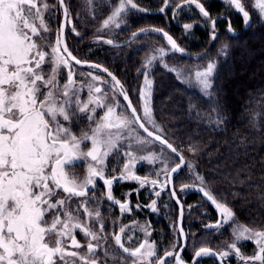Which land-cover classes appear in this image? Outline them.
<instances>
[{
	"label": "snow or ice",
	"instance_id": "6c2138e0",
	"mask_svg": "<svg viewBox=\"0 0 264 264\" xmlns=\"http://www.w3.org/2000/svg\"><path fill=\"white\" fill-rule=\"evenodd\" d=\"M187 2L194 4L203 17H209V12L203 4L197 0ZM67 3L68 0H58L57 5H50L46 0H0V264H69L67 257H79V264H127L129 258H136L132 264H169L171 258H174L175 264H186L178 252L164 251L163 256H159L157 246L149 243L147 239L136 247H126L122 242V235H126L127 226L120 227L119 233L114 235L115 246L122 252L109 245L104 250L103 257L97 255V249L102 247L100 241L107 243L112 237L103 234L105 224L101 221L100 212L88 207L96 200L94 195H87L89 187L95 185L96 178L107 186V201L118 205L121 213L131 212L132 208L128 201L121 202L113 197L114 181L120 179L139 181L141 188L151 184L156 197L168 190L169 195L179 204L171 177L174 174L179 175L186 162L153 118L152 80L149 79L148 65L157 59L155 56L149 58L142 70H138L144 75L147 89L138 92V98L143 101L142 106H133L124 84L108 68L98 63L89 64V68L106 73L111 78V83L102 81L100 75H92L90 71L87 75L91 77V81L107 84L114 94L121 95L127 103L120 104L107 94L97 95L102 90L94 83L87 85V102L79 98L80 89L76 87V73L72 62L82 65L88 61L79 59L73 54L75 49L69 48L63 22L56 31L53 42L52 32L44 15L48 12L51 18L52 9L63 6L65 20L71 24ZM88 3L90 4L91 0H88ZM230 3L242 13L244 21L248 22L249 12L245 10L241 0H230ZM171 6L168 0H165V7H161L159 11L165 12L166 7ZM255 7L264 16V0H256ZM129 8L146 11L138 8L134 0H119V5L103 21V26L106 28L115 22ZM117 27L120 25L117 24ZM183 27L191 29L193 25L185 24ZM70 30L81 37L75 27ZM145 31L147 30L140 29V33ZM154 31L162 33L172 51H185L168 32L163 29ZM136 35L133 34L134 37ZM215 37L214 32L213 39ZM105 42L113 44L111 39ZM159 52L163 58L165 49L160 48ZM164 66L167 67L166 64ZM61 69H67V81L62 86L58 82ZM217 70V63L209 62L203 71L195 72V79L205 92L213 88V74ZM217 105L213 112L217 116L216 127L219 128L225 117L218 101ZM116 106L121 108V114L117 113ZM140 107L142 115L138 114ZM98 108L106 109L99 118L95 115ZM128 109L131 112L123 114ZM84 114H87L90 124L95 123V127H90L91 135L82 133L77 136L72 132V124L78 123ZM146 124L152 125V130H149ZM138 129H142L146 135H141ZM158 132L160 134H157ZM88 140L91 141V148L85 152L81 145L83 141ZM157 143L163 146L159 152L155 150ZM133 146L136 151L148 153L140 157L142 160L160 161L163 164L159 172H153L156 176L163 173V183L157 179L141 178L131 171V161L135 158L131 151ZM125 147L129 151L121 153L120 150ZM164 149L170 150L171 154L179 156L180 159V163L170 170ZM189 151L195 152V149L190 146ZM112 155L127 156L129 163L124 165L118 176L107 178L106 160ZM87 158H91L92 163L89 164L82 181L74 167L66 170V165ZM187 167L201 183L197 190L202 192L223 217L222 221L206 227L222 228L224 222L233 220V210L204 189L202 185L206 178L195 172L194 165L188 164ZM157 186L159 191L156 190ZM190 187L193 186L184 185L180 191H186ZM92 190L95 191L94 188ZM73 198H80L75 208L70 203ZM80 207L84 208L91 223H83L80 220ZM135 207H148L155 212L157 201L152 200L150 205ZM182 215L181 207V217ZM96 222H99V229L95 228ZM139 227L145 236L149 235L146 226ZM73 229H80L83 237L90 238L86 242L87 254L67 251L68 240L73 248H81L80 242L72 232ZM179 234L185 236V239L191 235H186L182 226ZM233 234L236 241L254 238L259 246L258 252L251 257H245L235 242L228 245L227 251L215 254L211 248L200 247L194 252V264H198V258L209 255H219L223 264H227V258L233 254L244 264H255L257 261L264 264V230L252 231L238 226ZM132 239L133 237L128 236V240ZM170 247H180L179 242ZM113 251L115 254L109 259V253Z\"/></svg>",
	"mask_w": 264,
	"mask_h": 264
},
{
	"label": "trees",
	"instance_id": "16d2710c",
	"mask_svg": "<svg viewBox=\"0 0 264 264\" xmlns=\"http://www.w3.org/2000/svg\"><path fill=\"white\" fill-rule=\"evenodd\" d=\"M136 1L141 7L147 6L149 12L128 10L121 15L120 46L90 45L92 27L97 23L86 15L84 22L90 38L74 48V53L108 66L123 78L127 90L139 104L135 74L148 46L138 48L136 44L167 45L162 33L149 32V29L168 32L185 51L178 56L168 55L167 63L159 61L154 67L151 104L155 122L186 159L176 183L200 184L187 167L194 165L195 172L206 178L204 189L219 202L226 203L239 222L264 230V17L258 13L254 0L241 1L249 12L248 22L230 0H197L205 6L209 17H203L199 9L186 0L178 10L175 7L178 1L168 0L172 6L166 7L165 12L159 11L165 7V0ZM115 3L104 4L106 11ZM151 9L156 12L152 13ZM98 19L97 16L95 20ZM185 24L193 27L185 29ZM140 29L147 31L140 34ZM208 61L218 65L213 74V88L208 92L182 79L173 69L191 72ZM217 101L225 117L219 128L213 112L218 107ZM190 146L195 152L189 151ZM200 201L205 209L200 215L204 226L193 225L195 231L208 226L207 221L210 217L215 219L217 213L210 201L202 198ZM208 232L211 233L210 230L203 233ZM204 245L209 242L199 243V247ZM251 246L245 250H250Z\"/></svg>",
	"mask_w": 264,
	"mask_h": 264
},
{
	"label": "rangeland",
	"instance_id": "374dc122",
	"mask_svg": "<svg viewBox=\"0 0 264 264\" xmlns=\"http://www.w3.org/2000/svg\"><path fill=\"white\" fill-rule=\"evenodd\" d=\"M46 2L48 4H50V5H57V0H55L53 2H52V0H46ZM254 2L256 4V0H254ZM106 3H108L107 0H91L90 4L88 3V0H68V4L70 5V8H71V13L74 14V17L76 18V20L78 22V26L84 22V20L86 18V13H87V16H90L96 23H97V21L95 20V18L97 16H100V21L102 23V26L100 28L99 27L97 28L96 34L98 35L97 37H100L102 40H104V43L101 44V45L105 47L106 44H107L105 41L111 39V40H113V44L114 45L117 44V45L120 46L119 43H121L120 42L121 39H118V38L115 39V35H116V33H118V31L121 28V27H117V24L122 26V17H118L115 22L109 24L106 28L103 26V21L106 20L112 14V12L115 10V7H117L119 5V0H118V2L115 3V7H110L107 11H106V8L104 6V4H106ZM135 3H138V2L135 1ZM183 4H185V3H181L180 6H182ZM137 5H138L139 8L146 10V11H142V13L149 12L147 7H145V6L141 7L139 4H137ZM129 11H132V12L136 13V11H134V10H132L130 8H129ZM258 13L262 16V14L260 13L259 9H258ZM44 15H45V19H46V24L51 29L52 39H53V42H54L55 33L60 27L61 18H62V12H61L59 6H57L56 8L52 9L51 18L49 17L48 12H45ZM262 17H264V16H262ZM70 20H71V24H69L68 31L70 32V34L73 35V41H74L75 45H77V46L80 45V43L77 42L78 40L80 42L82 41L81 44L84 41L89 40V38H87L86 40H80L82 36L78 37V36H76L75 33L71 32L70 29L72 28V21H73L72 17H71ZM37 23H39V22L37 21ZM150 31H153V30H149V32ZM76 32L80 33V29L77 30V28H76ZM140 34H143V33H140ZM123 38H126V37H123ZM90 40H91V42H93V37H91ZM116 42H119V43H116ZM91 44L93 45V43H91ZM136 45H137L138 48H142L144 46H146V47L148 46V49H147L148 51L143 56L144 58L142 59V63H140V67H138V70H142L143 69L144 65L147 64V62H148L150 57L155 56L157 58L156 60L152 61L151 64L148 65V71L150 73L149 79L152 80V82H153V77H152L153 75H151V74H152V71H153L154 67L158 63H160L159 61L167 63L165 58L168 55H177V56L181 55V54H179V52L177 53V52L172 51L170 45H168V44L167 45H164V44L161 45V44H157V42H152V43L141 42V43H137ZM160 48H164L165 49V55H164L163 58H161V54L159 52ZM209 62H212V61H208L207 64ZM207 64L203 65L202 67L195 68L191 72H185V71H183L182 68H177V67H175V68L172 67V68L179 74V76L182 79H184L186 81H189L190 83L198 84V82L195 79V72L196 71H203L206 68ZM73 67L75 68V73H76V74H74V79L76 81V87L80 89V97L79 98L82 101L87 102L88 97H89V91H88L87 85L89 83H94L95 86L100 87L101 90H102L101 93L97 94V95L103 96V95L107 94L110 97H113L114 100L119 101L120 104H124L121 95L114 94L113 90L107 84H105V83H103L101 81L92 82L91 81V77H89L87 75V73L91 71L92 75H100L102 77V81H108L109 84L111 83V79L110 78L106 77L105 75H103L99 71H96V70H93V69H83V68H80V67H78L76 65H73ZM79 73H83V75H79ZM135 77L138 79V89H137V92H136V96L138 97V92L139 91L147 90V89H145L144 75L142 74V71H140V72L137 71L136 74H135ZM66 81H67V69H61V75L58 78V82L62 86L64 83H66ZM151 88H152V86H151ZM138 100H139V104L138 105L142 106L143 101L140 100L139 98H138ZM90 107H91V105H90ZM138 109L140 110V113L142 114V107H140ZM105 110L106 109L98 108L97 112L95 113L97 118L102 116L103 112ZM116 110H117L118 114H121L122 110H121V108L119 106H116ZM123 114H129V112L127 111V112H125ZM83 116L85 117V120L87 121L86 124L78 127V129L76 128V126L72 125V132L74 134H76L77 136H80L82 133H88V135H91V132H90L89 129H90V127H92V128L95 127V123H91L90 124V122L88 121L87 114H84ZM80 120H82V118H79V122H80ZM147 126L152 129V125L147 124ZM133 127H137V126L133 125ZM138 130L141 133V135H145V133H143V131H141L140 129H138ZM126 134L127 133L125 131V135ZM81 147H82L83 151H85V152L88 151L91 148V141L90 140L83 141ZM149 148L151 149L152 146L150 145ZM161 148H163V146H160L157 143L156 146H155V150L159 152V150ZM120 151H121V153H124L126 151H129V149L127 147H125V148H122ZM131 151L133 152V156L135 157L131 161V171L135 175H137V176H139L141 178L147 177L149 180L157 179L161 183L164 182L163 173H161L160 176L153 175V172H159L160 169L163 167V164H161L160 161L151 162V161H147V160H142L140 157L144 156V155H147L148 153L147 152L136 151L134 146L131 149ZM164 152H165V155L167 156L168 164H169V170H170L171 167H174L175 164L179 163V159H178V157L175 154H171L170 150L164 149ZM80 160H82L84 162V165H83L84 166V168H83L84 173H82V174H84L83 177H85L86 174H87L88 166H89L90 163H92L91 162V158L80 159ZM126 163H129V158L127 156H124V155H112L109 158H107V160H106L105 172H107L109 170V168H111L112 172H114L116 170H119L118 173H120V171L123 170L124 165ZM67 166L68 165H66V167ZM124 181H126L127 183L128 182L129 183H136L138 185V187H140L139 181H135V180H124ZM148 185L151 186V184H148ZM184 185H192L193 186V187H190L189 189H194V188L198 189L201 186V183L198 184L197 186L191 184L190 182L189 183H183V185H179L180 189ZM137 189H134V190L136 191ZM182 192H184V191H182ZM128 194H130V190H129ZM125 195H127V194H125ZM166 197H168V196H166ZM162 198L163 197H162V194H161V196L158 199V201L161 200ZM198 203H200V204H192V205H189L187 207V213H186V217H185V224L187 225V227H189V230H190L189 233H191V235L189 236L190 237V249L191 250H195V251L198 250L200 248L199 247V243L200 242H201V245L204 244V243H208V241L212 240V237L214 235H217V237L219 239V242L222 241V243L219 244V247H218L219 252L220 251L221 252L222 251H227L228 250V245L232 244L233 242H235L237 244V247L240 248V250H241V254L243 256H245V257H251V256H253L254 254H256L258 252L259 246L256 244L254 238L250 239V240L249 239H241L239 241L235 240V237H234L233 233H234V230H236L238 228V226H243V227L249 228L252 231H259V230H255V229H253V228H251V227L239 222L236 219L235 215H234V218H233L232 221L224 222V226L222 228H215L213 231H211V233H209V232L208 233H203L205 231L204 229L198 230L197 232H194V230H193V228H191L190 224L192 222L194 224V222L197 221V219L200 220V215L203 213V209H202L203 205L201 204V202H198ZM73 208H75V207L73 206ZM99 208L100 209H104V207L102 205ZM90 209L93 210L92 208H90ZM98 210H96V211H98ZM172 210H173V207L168 208V212H171ZM93 211H95V210H93ZM119 212H121V211L119 210ZM111 213H113L112 208H111ZM100 217H101V221H103L104 216L101 213H100ZM116 219H117V223H116L117 224V226H116V230L117 231H116V234H117V232H119L120 227L127 226L126 227L127 236L124 237V240L129 242V244H131V247H136L143 240L147 239L149 243H154L157 246L158 255L161 256L160 250H159V246L163 245V247H167L169 245V243H165V241H164V238L166 236L165 233L168 232V231L160 230V231L154 233L153 232V228L150 227V224H149L148 220H136V219H133V221H131V223H128V222L126 223V222L122 221L121 216L118 215V214H116ZM80 220L83 223H91V221L89 220L88 214L85 211H83L82 208H80ZM169 223L171 225H173V221L172 220H169ZM104 224H106V222H104ZM140 225L146 226L147 232L149 233L148 236H145L144 231L141 230V228L139 227ZM95 228L99 229V222H96ZM105 230H106V227L104 229V233H103L104 235H106ZM72 232L76 236L77 240L80 242L81 248L80 249L73 248L71 246L70 240H68L67 241V251H69V252L70 251H77L80 254H87L86 240H85L86 238L84 237V240H82V238H81V230L80 229H73ZM169 232L170 233H174V234L177 235L176 228L172 227V231H169ZM111 234L115 235L113 230L111 231ZM114 235H111V237L113 239H114ZM123 236L124 235H122V237ZM128 236L133 237V239L131 241L128 240ZM209 236H210V238H209ZM179 237H180V235H179ZM88 239H90V238H88ZM181 239H182V236L180 237V240ZM100 244L102 245V247L97 249V252L100 250L99 253L97 254L98 256H99V254L103 255L104 250L109 247V245L106 246L107 243H105V241H103V240L100 241ZM250 244H252L251 249L249 251L248 250H244L246 247H248V245L250 246ZM113 254H114V251L110 252L109 256H112ZM126 256L127 255H125V257ZM206 257H208V256H206ZM206 257H201V258L204 259ZM134 259H136V258H131L130 260L128 259L127 264H132V261ZM67 260H68L69 264H79V257H67ZM61 264H62V262H61ZM169 264H174V263L171 262ZM255 264H260V262L257 261V262H255Z\"/></svg>",
	"mask_w": 264,
	"mask_h": 264
},
{
	"label": "flooded vegetation",
	"instance_id": "af4514ba",
	"mask_svg": "<svg viewBox=\"0 0 264 264\" xmlns=\"http://www.w3.org/2000/svg\"><path fill=\"white\" fill-rule=\"evenodd\" d=\"M53 1H55V0H52V2ZM111 1L118 2V0H107V2H111ZM177 1L179 3L178 5H181V2L185 3L187 0L185 2L183 0H177ZM57 4H58V0H57ZM67 6L70 9V13H69V18L68 19H71V17H72V20H73L72 21V27L77 28V30L80 29V33H81V36H82V38L80 40H86L87 38H90L89 35H87L89 30L86 28L87 25L85 24V22L82 23L84 26L82 24H80L78 26V22H77L76 18L74 17V14L71 13V8H70V5L68 3H67ZM114 7H115V5H114ZM145 7H147V6H145ZM59 8H60V10L62 12V18H63V9H62L61 6H59ZM179 8L180 7H177L176 9L178 10ZM151 12L155 13L156 11L151 9ZM62 18H61V23H62ZM98 18L99 19L97 21V24L92 27V30H93L92 37H93V39L96 42L95 41L94 42H89L88 41L90 45H92L91 43H93V46H95L96 44H103L104 43V40H102L100 37H97L98 35L96 34L97 28L98 27L100 28L102 26V23L100 21V16H98ZM68 28H69V24L67 22L65 39H66V41L69 44V48L73 49V48H76L77 45H75V43L73 41V35L70 34V32L68 31ZM154 29L155 28H152V29H149V30H153V32H155ZM118 33H116L115 39L116 38L119 39V34ZM77 42L80 43V45H83L85 43L84 42V43L81 44L82 41L80 42L79 40ZM116 43H118V42H116ZM80 45H78V46H80ZM75 54L76 53H74V55ZM76 56L79 59L96 62V63L101 64L102 66L108 68L112 73H114L122 81V83L124 84L125 88L128 89L126 84L124 83L123 78H121L118 74H116L113 70H111L105 64H103V63H101V62H99L97 60H94V59H87V58H84V57H80L77 54H76ZM72 64L75 65L74 62H72ZM76 66L80 67L79 65H76ZM80 68H82V67H80ZM83 69H90V68H83ZM96 71H98V70H96ZM99 72L102 73L103 75H105L106 77H108L106 73H103L102 71H99ZM108 78H110V77H108ZM130 96L132 97V100H133L135 106H137L138 104H137L136 100L133 98V95L131 93H130ZM122 100H123V98H122ZM123 102H124V104H126L125 101H123ZM127 111L129 113L131 112L129 109ZM138 111L140 113L139 109H138ZM140 115H142V114L140 113ZM81 118H82V120H80V122H78L76 124L75 123L72 124L73 126H76L77 129H78V127H80V126H82V125L87 123V121L85 120L84 116H82ZM140 130L143 131L142 129H140ZM83 165H84V162L82 160H77V161H74L72 165H68L67 167L65 166V168L67 170L69 168H73L74 167L75 171L79 175V179L82 180V179H84V177H83L84 174H82V173H84V171H83L84 166ZM118 172H119V170H116V171L112 172L111 168H109V170L107 172H105V175H106L107 178H111L112 176H118L120 174ZM176 179H177V175H176V177L174 179V188L176 189V192H177L180 200L184 204L183 226H184V229H185L186 233L189 234V231H190L189 227H187V225L185 224V217H186V213H187V207L189 205H192V204H200L198 202H201L200 201L201 198H202V200L206 199V198L203 196L202 192L198 191L195 188L186 190L184 192L180 191V186H179V184L176 183ZM180 185H183V183H181ZM93 188L95 189V191L92 190ZM134 189H137V190L135 191ZM152 189H153V185L149 186L148 184H146L143 188H141V187H138V185L136 183H129V182L127 183L123 179H120L118 181H114L113 190H112L114 199L115 200H120L121 202L128 201L129 202V206L132 208L131 212L121 213L118 210L119 209L118 205H114L113 203L107 201V199H106L107 186L103 184L102 180H100L99 178H96L95 185L94 186H90L89 187V191L87 193L88 196H93L94 195L96 197V200H95V202L89 204L88 207L92 208L95 211L99 209L98 211L104 216L103 221L106 222V224H105V227H106L105 232H106V235H108L109 237H111V235H114V234H111L112 230L114 231L115 234H116V231H117L116 230V226H117V224H116L117 223L116 214L120 215L122 221H124L126 223L127 222L131 223V221H133V219H136V220H148L149 224H150V227L153 228V232L154 233H156V232H158L160 230L168 231V232H166L167 235L165 236L164 241H165V243H169V245L167 247H163V245L159 246L160 254H161V257H162L165 250L166 251L179 252V250H180V248L182 246L183 237L180 240L181 235L179 234V225H178L180 211H179L178 203L176 202V200L173 199V197H171L169 195L168 190H165L164 192H162V197L163 198L158 201V199L160 197H156L154 192L152 191ZM129 190H130V194H128ZM156 190H158V191L160 190L158 186L156 187ZM125 194H127V195H125ZM64 195L66 196L67 194H64ZM166 196H168V197H166ZM190 199H193V200H191V202H188ZM79 200H80V198H73L72 201H70L72 207L73 206L76 207L77 203L79 202ZM152 200L158 201L157 202V210L155 212L152 211L148 207H140V208L135 207V205H141V206L150 205ZM101 205L104 207V209H100L99 208ZM170 207H173V210L171 212H168V208H170ZM80 208H82V210L84 211L83 207H80ZM111 208L113 210V213H111ZM204 212H205V209H203V213ZM222 219H223V217H222V215L220 214V212L217 209L216 218L213 219V217H210V219H209V221H207V223H208V225H215L217 223V221H222ZM169 220L173 221V225H171L169 223ZM203 224L204 223L202 222V220L200 218V220L197 219V221H195L194 224L192 222L190 224V226H191V228H193L192 227L193 225L196 226V227H198V225H199L201 227V226H204ZM172 227L176 228L177 235L174 234V233H170L169 232V231H172ZM202 228H204L205 230H210V231L215 229V228H211V227H208V229H207V227H202ZM193 230H194V232H196L199 229H197L196 231H195V229H193ZM117 233H119V232H117ZM168 235H170L169 238H167ZM179 235H180V237H179ZM82 236H83V234L81 232V238H82V240H84V237H82ZM125 236H127V234L122 237V242L125 244L126 247H131V244H129V242L124 240ZM187 237H188V245L184 249V251L181 253V256L186 261V264H192L193 259H194L195 250H191L190 249V237L189 236H187ZM209 238H210V236H209ZM87 239L88 238L85 239L86 242H87ZM177 241L179 242L180 247H178L176 249L171 248L170 245H172L173 243H175ZM208 242H209V245H204V246H201V247L211 248L212 250H215L217 253H219L218 247H219V244L222 243V241L219 242V239H218L217 235L213 236L212 240H210ZM108 245H111L114 248V250H119L118 246H115V241H114L113 238L110 239L107 242L106 246H108ZM99 251L97 252V254L99 253ZM119 251L122 252V250H119ZM114 254H115V251H114ZM125 255H127V254H124V256ZM99 256L103 257V255H100V254H99ZM189 256H190V258H188ZM110 258H111V256H109V259ZM130 259L131 258H129V260ZM171 262H173L175 264L174 258L169 259V263H171ZM222 263H223V260H222ZM222 263L214 255H209L208 257H206L204 259L198 258V264H222ZM227 264H244V262L240 261L239 257L236 256L235 254H233V255H231V256H229L227 258Z\"/></svg>",
	"mask_w": 264,
	"mask_h": 264
},
{
	"label": "water",
	"instance_id": "95a60500",
	"mask_svg": "<svg viewBox=\"0 0 264 264\" xmlns=\"http://www.w3.org/2000/svg\"><path fill=\"white\" fill-rule=\"evenodd\" d=\"M62 7V9H63V6H61ZM62 22L65 24V36H66V28H67V21L65 20V17H64V9H63V18H62ZM93 63H96V62H92V61H88V63L87 64H82V65H79L80 67H82V68H89V64H93ZM104 67V66H103ZM110 71V70H109ZM114 74V73H113ZM115 75V74H114ZM116 76V75H115ZM117 77V76H116ZM117 79H119L118 77H117ZM120 80V79H119ZM121 81V80H120ZM121 83H122V81H121ZM125 87V86H124ZM126 89V88H125ZM130 94V93H129ZM130 99L132 100V97L130 96ZM125 103H127L126 101H125ZM132 103H133V106H135V104H134V102H133V100H132ZM130 110V109H129ZM131 111V110H130ZM138 114H139V112H138ZM140 115V114H139ZM146 127H148L147 125H146ZM149 128V127H148ZM149 130H152V129H150L149 128ZM157 134H159V133H157ZM174 146V145H173ZM175 147V146H174ZM179 152V151H178ZM180 153V152H179ZM181 154V153H180ZM177 156V155H176ZM178 157V159H179V156H177ZM184 157V156H183ZM184 159H185V157H184ZM185 162H186V159H185ZM179 163H180V159H179ZM186 166V163H185V165L183 166V168ZM175 177H176V175L174 174L172 177H171V184H172V186L174 187V179H175ZM176 196L179 198V196H178V194H177V192H176ZM175 200V199H174ZM179 211H180V215H179V221H178V225H179V229H180V227L182 226L183 227V230H184V233L187 235V233H186V231H185V229H184V226H183V220H184V204H183V202L180 200V198H179ZM181 207L183 208V215H182V217H181ZM183 237V242H182V246H181V248H180V250H179V255H181V253L184 251V249L187 247V245H188V237H187V239H185V236H182ZM213 253L215 254V253H217L215 250H213ZM214 256H216V258H218L219 260H220V262L222 263V258L219 256V255H214ZM196 258H194L193 259V262H192V264L194 263V260H195ZM223 264V263H222Z\"/></svg>",
	"mask_w": 264,
	"mask_h": 264
}]
</instances>
